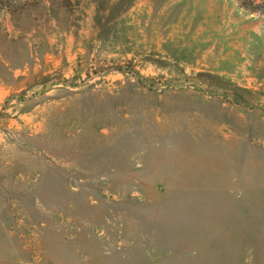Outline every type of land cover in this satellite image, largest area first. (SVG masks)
Returning a JSON list of instances; mask_svg holds the SVG:
<instances>
[{
  "label": "rangeland",
  "instance_id": "374dc122",
  "mask_svg": "<svg viewBox=\"0 0 264 264\" xmlns=\"http://www.w3.org/2000/svg\"><path fill=\"white\" fill-rule=\"evenodd\" d=\"M0 264H264V0H0Z\"/></svg>",
  "mask_w": 264,
  "mask_h": 264
}]
</instances>
